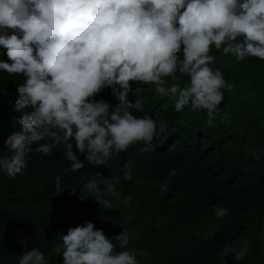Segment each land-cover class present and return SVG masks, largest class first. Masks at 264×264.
Returning a JSON list of instances; mask_svg holds the SVG:
<instances>
[{"label": "clouds", "instance_id": "1", "mask_svg": "<svg viewBox=\"0 0 264 264\" xmlns=\"http://www.w3.org/2000/svg\"><path fill=\"white\" fill-rule=\"evenodd\" d=\"M213 48L237 61L264 60V0H0V56L8 58H0V71L22 77L13 105L21 130L5 139L0 172L23 174L28 153L47 155L53 145H62L72 171L85 161L106 165L134 143L151 151L158 121L130 111L143 105L142 98L128 100L130 82L154 84L157 93L175 97L176 112L205 110L212 123L224 89L233 87L211 66ZM177 74L188 78L183 86L164 79L177 81ZM106 88L118 100L114 107L96 99ZM54 190L64 191L59 175ZM80 193V200L95 197L113 208L114 184L100 172ZM213 209L217 217L229 213L222 204ZM60 237L62 264H139L132 250L116 251L129 242L126 230L108 238L87 220ZM240 244L235 259L247 252L248 239ZM16 258L18 264L48 261L35 247Z\"/></svg>", "mask_w": 264, "mask_h": 264}, {"label": "trees", "instance_id": "2", "mask_svg": "<svg viewBox=\"0 0 264 264\" xmlns=\"http://www.w3.org/2000/svg\"><path fill=\"white\" fill-rule=\"evenodd\" d=\"M211 54V66L233 85L224 89L212 123L205 110L185 106L176 112L175 97L157 93L154 84L130 82L128 100H143L140 110L130 111L158 121L151 151L134 143L106 165L85 161L72 171L62 145H53L47 155L28 153L23 174L11 178L0 172V264H18L16 257L33 247L44 252L47 264H62L56 251L62 230L87 220L108 238L126 230L129 242L123 249L117 244L116 251L134 249L151 264H264V60L237 61L214 48ZM177 75V81L164 79L183 86L188 78ZM20 82L21 76L0 71V154L5 139L21 130L20 113L13 110ZM96 99L118 104L107 88ZM126 171L131 179H124ZM98 172L114 184L112 209L95 197L78 199L80 187ZM57 175L64 189L58 194ZM217 204L229 213L217 217ZM245 238L247 252L235 259L234 250Z\"/></svg>", "mask_w": 264, "mask_h": 264}, {"label": "rangeland", "instance_id": "3", "mask_svg": "<svg viewBox=\"0 0 264 264\" xmlns=\"http://www.w3.org/2000/svg\"><path fill=\"white\" fill-rule=\"evenodd\" d=\"M95 227L97 228V226H95ZM67 229H68V228L63 229V230H62V233H63V234H66V233H67ZM263 243H264V242H263ZM262 249H263V258H264V246L262 247ZM28 250H31V249H28ZM56 251H57L59 254L62 253L63 249H62V247H61V244L56 248ZM132 251H133L135 254H138L139 257H136V258H137L139 264H151V261L148 259V257H147L146 255H144V254L141 253V252H137V251L134 250V249H133Z\"/></svg>", "mask_w": 264, "mask_h": 264}]
</instances>
